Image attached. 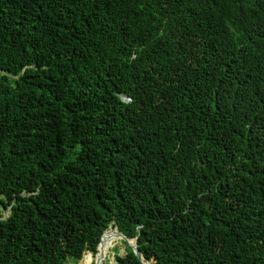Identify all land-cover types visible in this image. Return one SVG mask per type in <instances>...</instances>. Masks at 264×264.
<instances>
[{"label": "trees", "instance_id": "obj_1", "mask_svg": "<svg viewBox=\"0 0 264 264\" xmlns=\"http://www.w3.org/2000/svg\"><path fill=\"white\" fill-rule=\"evenodd\" d=\"M111 223L264 264V0H0V264H98Z\"/></svg>", "mask_w": 264, "mask_h": 264}, {"label": "rangeland", "instance_id": "obj_2", "mask_svg": "<svg viewBox=\"0 0 264 264\" xmlns=\"http://www.w3.org/2000/svg\"><path fill=\"white\" fill-rule=\"evenodd\" d=\"M4 214L6 215V212H4ZM114 242L115 245L112 246L111 250L110 251V244ZM105 244V257H104V260H103V264H114L115 263V256H124L125 254V250H126V246L125 244L122 242V240L116 238V237H113L111 235H108L107 239L104 241ZM87 253L89 252H85L84 255H86ZM84 255L82 256V259L78 262V263H75V264H81L82 261H83V257ZM73 264V263H71Z\"/></svg>", "mask_w": 264, "mask_h": 264}, {"label": "water", "instance_id": "obj_3", "mask_svg": "<svg viewBox=\"0 0 264 264\" xmlns=\"http://www.w3.org/2000/svg\"><path fill=\"white\" fill-rule=\"evenodd\" d=\"M111 229H112V230H114V229L116 230V232H115V237H116V238H118V239H120V240H122V241H125V242H127V243L130 244L133 253L137 256V258L140 260V262H141L142 264H148V263H145V262L141 259L140 255L138 254V251H137L136 246H135L133 243H130V242L128 241L127 237H126L125 235H123L121 232H119V231L116 229V226H115L114 223H111V225L109 226V228H107L106 230L103 231V233H102L101 236H100V240H99V242H98V245L101 243L104 234H106V233H107L108 231H110ZM98 245H97V248H98Z\"/></svg>", "mask_w": 264, "mask_h": 264}, {"label": "bare ground", "instance_id": "obj_4", "mask_svg": "<svg viewBox=\"0 0 264 264\" xmlns=\"http://www.w3.org/2000/svg\"><path fill=\"white\" fill-rule=\"evenodd\" d=\"M115 232H116V230H111V231L106 233V236L108 237V235H111L112 238H113V237H115ZM105 244L106 243H104V242L101 243L100 256H99V263L98 264H103V260H104V257H105Z\"/></svg>", "mask_w": 264, "mask_h": 264}]
</instances>
